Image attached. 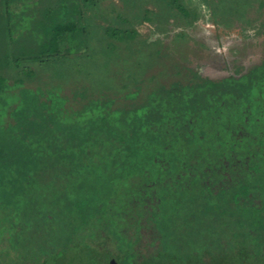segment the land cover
Returning <instances> with one entry per match:
<instances>
[{
    "label": "trees",
    "instance_id": "1",
    "mask_svg": "<svg viewBox=\"0 0 264 264\" xmlns=\"http://www.w3.org/2000/svg\"><path fill=\"white\" fill-rule=\"evenodd\" d=\"M103 1L0 0V264H264V54L68 88L90 22L138 41L127 17L93 22Z\"/></svg>",
    "mask_w": 264,
    "mask_h": 264
},
{
    "label": "rangeland",
    "instance_id": "2",
    "mask_svg": "<svg viewBox=\"0 0 264 264\" xmlns=\"http://www.w3.org/2000/svg\"><path fill=\"white\" fill-rule=\"evenodd\" d=\"M262 1L177 0V5L169 0L103 1L93 9V22L103 27L105 15L110 14L113 21L127 17L138 30V41L117 46L106 39L100 43L97 37L96 42V27L94 31L90 22L92 57L82 63L80 71L74 70L78 76L63 65L62 83L68 88L83 83L94 88L98 81L124 93V84L130 87L135 77L142 81L152 78L153 72L159 80L164 76L171 80L191 67L213 79L230 75L235 69L243 71L264 54ZM155 49L158 59L153 56ZM74 59L77 64L78 59ZM66 74L69 79L64 78Z\"/></svg>",
    "mask_w": 264,
    "mask_h": 264
}]
</instances>
